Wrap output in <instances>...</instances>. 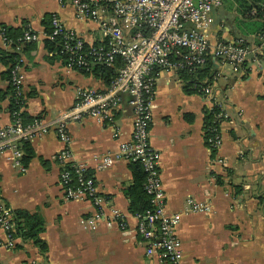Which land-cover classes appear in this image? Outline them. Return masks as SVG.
I'll use <instances>...</instances> for the list:
<instances>
[{
    "label": "crops",
    "instance_id": "obj_1",
    "mask_svg": "<svg viewBox=\"0 0 264 264\" xmlns=\"http://www.w3.org/2000/svg\"><path fill=\"white\" fill-rule=\"evenodd\" d=\"M228 4L238 17H230ZM236 6L233 0H225L212 13L210 41L243 37L255 54L241 68L229 66L230 70L212 59L220 74L214 92L225 100L229 115L219 125V149L211 151L205 142L204 112L210 107L207 100L199 94H187L178 74L161 72L156 79L149 139L158 153L165 211L180 213L175 233L183 264H264V43L253 33L241 32ZM53 14L86 43L100 40L96 24L77 21L68 2L0 0V27H5L8 34L25 28L43 34L44 23ZM222 26L224 33L218 36ZM40 37L37 43L17 50L5 49L0 42V52L18 56L25 100L21 111L29 119L47 121L71 108L77 88L100 91L105 85L92 75L66 68L58 55L45 50ZM5 71L1 64L3 92L10 86ZM127 101L123 96L115 112L118 139L112 138L110 126L91 118L67 126L73 162L85 164L109 207L126 215V230L103 224L95 231L83 230L80 220L94 209L89 202L64 198L60 168L55 162L62 145L50 130L27 143L32 156L26 163L22 159L24 172L12 168L0 156L2 201L12 217L14 211L23 210L43 219L44 230L39 237L47 250L41 252L32 242L14 237L11 248L0 249V264H165L156 256L145 255V243L136 233L137 222L129 213L124 193L133 181L129 162H115L101 172L94 170L96 156L115 152L120 142L131 137L133 116ZM8 106L9 97L0 102V126L12 121ZM189 199L207 203L209 213H184ZM5 241L6 234L0 227V243Z\"/></svg>",
    "mask_w": 264,
    "mask_h": 264
},
{
    "label": "built area",
    "instance_id": "obj_2",
    "mask_svg": "<svg viewBox=\"0 0 264 264\" xmlns=\"http://www.w3.org/2000/svg\"><path fill=\"white\" fill-rule=\"evenodd\" d=\"M55 1L61 5L68 2L74 10V18L79 22L96 24L100 34L98 42L86 43L75 31L65 28L53 14L49 20V32L40 35L43 41L48 39L57 43L58 53L54 54L62 59L64 66L88 75H91L94 66L119 67L104 90L77 88L71 108L52 120L36 118L25 124L15 116L9 125L0 126V156L5 157L12 168L24 172L23 144L42 137L50 130L54 131L62 145L55 162L60 168L59 184L64 198L72 202H89L94 209L92 214L80 220L83 230L95 231L99 224L106 227L115 225L121 231L126 230V215L109 207L107 200L99 194L94 175L89 173L87 166L73 162L72 138L67 126L91 118L110 126L112 138L118 139L115 112L123 96H127L133 116L131 137L128 141L120 142L115 152L96 156L94 170L101 172L118 161L141 165L145 173L143 189L149 196L152 209L145 214L132 216L137 222L136 233L145 243V255L156 256L165 264H183L181 244L175 233L180 213L167 214L165 211L158 153L152 148L149 139L156 79L161 72H191L203 66L209 56L238 69L251 54H255V50L248 46L247 39L243 37L211 43L209 32L213 23L212 13L221 8L225 0ZM40 35L25 28L18 38L11 39L7 29L0 27V42L9 50L35 44L41 40ZM254 37L264 43V31ZM9 72V84L14 95L24 98L19 60ZM219 77L216 71L210 84L198 88L199 95L209 103V110H215L214 125L205 135V142L211 151L221 146L219 125L229 117L225 100L214 92ZM209 211L207 203L191 199L185 203L184 213L208 214ZM0 227L6 234L5 244L0 243V249L11 248L14 241L12 215L1 197Z\"/></svg>",
    "mask_w": 264,
    "mask_h": 264
},
{
    "label": "trees",
    "instance_id": "obj_3",
    "mask_svg": "<svg viewBox=\"0 0 264 264\" xmlns=\"http://www.w3.org/2000/svg\"><path fill=\"white\" fill-rule=\"evenodd\" d=\"M236 3L237 12L240 13L241 20H238V28L242 33L250 32L253 35L261 34L264 31V0H233ZM254 12L253 14H251ZM48 21H46L45 32H49ZM21 31H10L8 36L11 39H16L21 35ZM45 50L50 53H58V45L56 42L45 39L43 41ZM1 64L6 67L5 75L9 81L10 79V68L18 61V56L14 53L0 52ZM119 65L116 66V68ZM116 68H106L104 66H94L91 70V75L103 82L105 88H107L113 78L116 75ZM216 70L214 69V63L212 58L209 56L203 66L194 69L191 72L180 71L178 73L179 79L183 83V89L187 94H199V86H205L210 84ZM83 75H88L82 73ZM101 91V90H100ZM9 97L8 112L13 117L18 116L25 124L30 123L33 119H29L21 109L25 104L23 98H17L11 85L9 90H0V102ZM215 110H205L204 112V135L207 130L214 125ZM22 149L24 151L23 161L26 163L32 156V152L28 147V144H23ZM129 170L132 175V185L129 186L125 193L128 199V210L131 215L145 214L151 210L152 207L149 202V196L145 194L143 189L145 182V173L141 165L137 162H129ZM12 224L14 232L13 237L21 238L24 241L32 242L41 252H46V244L40 239L39 235L44 230L43 219L37 214H31L27 211L16 210L13 212Z\"/></svg>",
    "mask_w": 264,
    "mask_h": 264
},
{
    "label": "rangeland",
    "instance_id": "obj_4",
    "mask_svg": "<svg viewBox=\"0 0 264 264\" xmlns=\"http://www.w3.org/2000/svg\"><path fill=\"white\" fill-rule=\"evenodd\" d=\"M228 7H229V9H228L229 11L228 12L230 13V17H234V16L238 17V15L236 14V11L232 12V8H230L229 4H228ZM223 27H225V26L220 27V33H218V36H221L224 33L223 32ZM227 70H230L229 66H227Z\"/></svg>",
    "mask_w": 264,
    "mask_h": 264
}]
</instances>
